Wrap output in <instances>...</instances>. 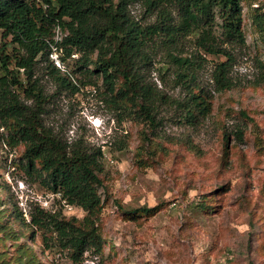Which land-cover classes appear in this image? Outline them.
Listing matches in <instances>:
<instances>
[{
	"label": "rangeland",
	"instance_id": "obj_1",
	"mask_svg": "<svg viewBox=\"0 0 264 264\" xmlns=\"http://www.w3.org/2000/svg\"><path fill=\"white\" fill-rule=\"evenodd\" d=\"M242 6L246 43L228 47L235 56L231 88L219 90L213 77L215 62L224 58L203 54L196 83L209 111L193 123L177 105L185 90L160 57L148 79L171 102L160 107L155 127L133 121L112 103L95 75L73 72L78 54L63 62L64 69L56 67L77 86L74 93L60 88L44 63L36 66L34 79L47 99L45 127L103 153L102 251H87L74 263L69 252L47 249L42 231L30 226L31 214L82 220L85 213L24 173V148L10 143L11 128L0 122V264H27L29 249L37 264H264V68L258 67L264 64V29L251 19L264 16V0ZM131 10L142 14L139 6ZM61 37L56 30L54 40ZM4 42L0 31V46ZM12 48L4 52L11 55ZM155 206L156 214L134 213Z\"/></svg>",
	"mask_w": 264,
	"mask_h": 264
},
{
	"label": "trees",
	"instance_id": "obj_2",
	"mask_svg": "<svg viewBox=\"0 0 264 264\" xmlns=\"http://www.w3.org/2000/svg\"><path fill=\"white\" fill-rule=\"evenodd\" d=\"M245 2L0 0L1 40L5 41L0 46V122L11 128L10 143L24 148V173L64 204L85 213L82 220L42 210L31 214L30 226L42 231L47 249L69 252L74 263L87 251H102L97 218L103 153L80 140L68 143L45 127L47 99L34 79L36 66L44 63L59 87L74 93L77 86L60 74L50 54L55 49L61 62L78 54L73 72L95 75L112 103L133 121L155 127L160 107L171 102L148 79L160 57L163 67H172L174 80L185 90L186 98L177 105L182 107L185 121L193 123L209 111L208 100L196 83V74L205 61L203 54L224 58L215 62L213 77L219 90L231 88L228 74L235 56L228 47L245 46ZM134 6L142 10L141 16H133ZM263 17L258 13L251 17L259 29H264ZM56 30L62 34L60 41L54 40ZM8 45L13 46L11 55L4 52ZM258 67L264 68V64L258 62ZM88 84L94 86L96 82ZM158 210L157 206L142 207L134 213L147 216ZM29 251L27 264H37L33 250Z\"/></svg>",
	"mask_w": 264,
	"mask_h": 264
},
{
	"label": "built area",
	"instance_id": "obj_3",
	"mask_svg": "<svg viewBox=\"0 0 264 264\" xmlns=\"http://www.w3.org/2000/svg\"><path fill=\"white\" fill-rule=\"evenodd\" d=\"M75 56L76 55H72L71 57ZM50 59L57 68L64 69L63 62L60 61L55 49H53L52 53L50 54Z\"/></svg>",
	"mask_w": 264,
	"mask_h": 264
}]
</instances>
